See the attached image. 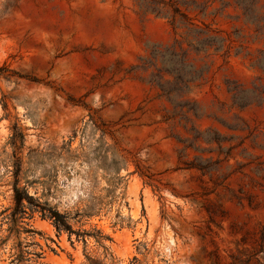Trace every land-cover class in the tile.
I'll return each instance as SVG.
<instances>
[{"label":"rangeland","instance_id":"374dc122","mask_svg":"<svg viewBox=\"0 0 264 264\" xmlns=\"http://www.w3.org/2000/svg\"><path fill=\"white\" fill-rule=\"evenodd\" d=\"M196 26L230 57L168 98ZM262 64L264 0H0V264H264Z\"/></svg>","mask_w":264,"mask_h":264},{"label":"trees","instance_id":"16d2710c","mask_svg":"<svg viewBox=\"0 0 264 264\" xmlns=\"http://www.w3.org/2000/svg\"><path fill=\"white\" fill-rule=\"evenodd\" d=\"M237 2L244 10L245 15L251 18L254 4L257 0H237ZM175 13L176 15L171 17L172 25H176L178 22L177 15L179 11L176 10ZM180 16L185 17L181 13ZM188 38V49L184 48L182 42H176L172 46L155 47L152 50L149 63L154 66L157 71V73H153V81L155 83L157 82L158 87H160L161 91L168 96V98H172L175 93H179L182 90L190 89L193 84L200 81L203 77V74L197 67L190 63V52L199 55L213 50L216 54H221L222 57H230L231 47L228 44V40L220 33L211 30L207 26L204 28L196 26L191 29ZM260 69L262 68L260 67ZM167 85L174 87L171 89L167 87ZM14 192L15 208L11 214V218L13 222H17L20 215L27 214L24 201H32L33 199L29 196L27 191L21 190L17 185L14 188ZM39 207L40 205L29 206L32 212L37 211ZM45 217L44 214L43 218ZM56 217L54 212L50 216L52 219Z\"/></svg>","mask_w":264,"mask_h":264}]
</instances>
